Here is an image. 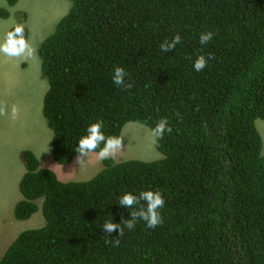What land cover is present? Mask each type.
I'll list each match as a JSON object with an SVG mask.
<instances>
[{"label": "trees", "instance_id": "16d2710c", "mask_svg": "<svg viewBox=\"0 0 264 264\" xmlns=\"http://www.w3.org/2000/svg\"><path fill=\"white\" fill-rule=\"evenodd\" d=\"M71 2L39 45L54 159L70 163L98 120L108 136L161 118L172 131L157 142L162 159L106 160L86 181H62L24 150L14 215L27 219L43 202L46 225L21 233L0 264H264V0ZM206 31L213 39L201 46ZM176 34L182 42L160 51ZM209 53L215 59L195 71ZM116 66L133 88L113 84ZM127 187L160 191L163 223L139 221L119 246L106 244L116 233L102 224L135 210L118 204Z\"/></svg>", "mask_w": 264, "mask_h": 264}, {"label": "rangeland", "instance_id": "374dc122", "mask_svg": "<svg viewBox=\"0 0 264 264\" xmlns=\"http://www.w3.org/2000/svg\"><path fill=\"white\" fill-rule=\"evenodd\" d=\"M71 3V0H19L16 5L7 8V0H0V8L10 12L8 18L0 16V43L13 26L20 25L24 27L25 37L35 48V56L27 61V66L24 63L19 67L24 62L22 59L0 55V71L3 69L0 72V106H6L9 113L0 116V167L10 161L20 160L18 148L22 146L23 149L35 150L41 165L53 169L61 180L84 181L91 177L87 168L81 170L75 162L64 165L54 159L51 132L42 115L43 93L48 83L40 78L37 46L54 32L59 20L69 11ZM13 107L18 112L15 119L11 117ZM256 125L262 136L264 154V120L258 118ZM150 130L140 122L128 123L125 132L130 144L124 146L123 151L128 154L122 152L121 158L152 160L162 157L150 136ZM8 168L5 169V177H0V218L7 215L4 224L12 225V236L16 237L21 227L15 222L14 207L10 211V205L21 193L19 183L16 180L13 182L15 177H8ZM97 169H94V173Z\"/></svg>", "mask_w": 264, "mask_h": 264}, {"label": "clouds", "instance_id": "9594fccd", "mask_svg": "<svg viewBox=\"0 0 264 264\" xmlns=\"http://www.w3.org/2000/svg\"><path fill=\"white\" fill-rule=\"evenodd\" d=\"M7 4H8L7 8H9L10 6H14V5H9L8 1H7ZM3 9H4L3 11L7 12V16H2V15H0V16L2 18H8L10 16L9 10H7L6 8H3ZM56 27H57V25H56ZM213 35H214V33L211 31L202 32L199 36V42H200L201 46L207 45L213 39ZM181 42H182L181 36L179 34H176L170 41L165 40L160 44V46H159L160 51L165 52V53L170 52V51L174 50L176 48V46L178 44H180ZM0 55H3L5 57H9V58L22 59L24 62H21L19 64V67L24 63H26V66L29 65V63L27 61L32 59L35 56V48L32 46V44L29 42V40L25 37V31H24L23 26L15 25L11 28L10 32L7 33L4 41L2 43H0ZM37 55L39 58L40 57L39 46H37ZM214 59H215V57L211 53H209L207 55V57L205 55H199L194 61L193 68L197 72L203 71L205 69V67L207 66L208 62L210 60H214ZM41 63L42 62H41V57H40V78L43 80V82L48 83L47 79L44 78V76L42 75ZM1 71H3V69ZM127 76H128V73L123 67L116 66L113 69L112 82L118 88L131 89V88H133L134 85H133V82L126 79ZM48 88H49V84L47 85V87L43 93V101H44V95L46 94ZM7 115H9V113L7 111V107L6 106H0V116H7ZM17 115H18L17 109L15 107H13L11 109V117L13 119H15L17 117ZM42 115L44 117L43 102H42ZM178 115H179V113H178ZM38 117L43 119L41 116H38ZM44 122L46 123L47 127L50 129L51 136L53 139L54 132L48 126L45 117H44ZM128 123H131V122H128ZM127 124H125L123 131L121 132L120 135L108 136L103 131V127H104L103 121L98 120V121L91 123L86 130V134L80 137L79 142L75 148L77 155L73 158V160L70 163L75 162L81 170H83L84 168H87L88 172L90 171L89 176H91V177L88 179V180H90L103 167L104 161H106V160H111V161H113L114 164L115 163L117 164V163H120L123 161H128V160H136V163H140L138 161H155V160L162 159L164 157V155L162 154V157L157 158V159H152V160H146V159L143 160L141 158H129V159L124 158V159H122L121 158V156L123 155L122 152H125V155L128 154V152L123 151L124 146H127V144L129 146V144H130V141H129L127 134L125 132ZM204 126L206 127V124ZM171 131H172V128L169 126L167 118H161L155 124V127L151 128L150 136H151L153 142H156L155 143L156 147H157L158 140L162 139L166 132L171 133ZM24 150H31V149H23L22 152ZM31 151L36 155V157L40 161L39 156L33 150H31ZM21 160L24 161L22 158V155H21ZM40 163H41V161H40ZM70 163H68V164H70ZM64 165H66V164H64ZM96 168H98V169L94 173V169H96ZM62 181H64V180H62ZM84 181H86V180H84ZM65 182H69V181H65ZM132 190H133V187H127V188L121 189L119 192H123V191H127V192L123 193V195H121V197L118 200V204L121 207L127 208V209H135V210L130 212V216L126 219H122V221L120 223H114L113 220H108L102 224V231L103 232L108 233L112 237H113V233H116V236L113 237L111 240L105 241L106 244H111L113 246H119L120 242H121L120 238L125 235V230L126 229L127 230H134L139 221H143L145 223L146 227L149 229H155L157 226H159L163 223V217L161 215L160 210L165 205V198L162 195V193L158 190L154 191V190H150V189L149 190H143L140 193H139V191H132ZM20 193H21V191H20ZM18 198H19V195H17L15 197V202L13 204L14 209H15L16 203L23 199L22 193L20 195V198L19 199ZM42 204H43V202L39 203L40 209H38L36 212H34L27 219L18 220V219H16V217L13 213V217L15 218V222L18 224L22 223L24 225L21 232L15 237V239L21 233H23L25 231L32 230V229H39V228H42L46 225V217L42 211ZM14 209H13V211H14ZM0 223L1 224L5 223L4 219L2 221H0ZM13 242H11L9 244V247ZM8 248H7V250H8ZM6 251H5V253H6ZM5 253H4V255H5ZM3 256L0 258V260L3 258Z\"/></svg>", "mask_w": 264, "mask_h": 264}, {"label": "crops", "instance_id": "0c3cea01", "mask_svg": "<svg viewBox=\"0 0 264 264\" xmlns=\"http://www.w3.org/2000/svg\"><path fill=\"white\" fill-rule=\"evenodd\" d=\"M22 150H23L22 146L18 148V154L20 155V160H17L16 162L10 161L7 163V165L0 167V177L2 175H3V177H5V169L9 167L7 169L8 177L14 176L15 179L13 182H15V180H16V182L19 183V179L21 180V178L25 172L24 163L21 160ZM33 151L38 155V153L35 150H33ZM5 183L9 184L10 182H5ZM14 202H15V199L12 201V203L10 205V209H11L10 211H12V207H13ZM5 217H7V215L0 218V221H2ZM3 225H5V226H3ZM18 225L21 227V230H22L24 225L22 223L21 224L19 223ZM13 230L14 229H13L12 225L0 223V258L4 255L5 251L9 247V244L15 240V236L14 237L12 236Z\"/></svg>", "mask_w": 264, "mask_h": 264}]
</instances>
